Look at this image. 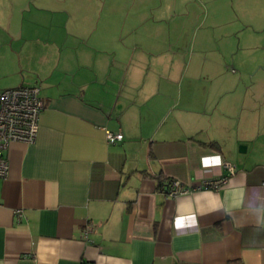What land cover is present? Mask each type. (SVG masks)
<instances>
[{"label": "crops", "instance_id": "0c3cea01", "mask_svg": "<svg viewBox=\"0 0 264 264\" xmlns=\"http://www.w3.org/2000/svg\"><path fill=\"white\" fill-rule=\"evenodd\" d=\"M183 21L0 0V89L38 85L44 101L36 140L7 152L0 264H264V97L225 77L232 38L193 43ZM191 47L201 58L183 63ZM173 181L191 190L170 196Z\"/></svg>", "mask_w": 264, "mask_h": 264}, {"label": "rangeland", "instance_id": "374dc122", "mask_svg": "<svg viewBox=\"0 0 264 264\" xmlns=\"http://www.w3.org/2000/svg\"><path fill=\"white\" fill-rule=\"evenodd\" d=\"M176 1L179 0H107V13L130 18L177 16L185 21L182 25L176 24L174 30L186 32L185 37L189 36L193 43L210 33L215 34L214 43L220 42L223 32L232 38L235 46L234 52L225 59V77L243 80L235 94L243 96L253 89L257 97H264V0H180L183 6L176 7L178 13L172 6ZM182 8L189 15L179 14ZM195 49L189 48L183 63L201 58ZM215 56L213 52H206L202 59L209 63Z\"/></svg>", "mask_w": 264, "mask_h": 264}, {"label": "built area", "instance_id": "2783aa9c", "mask_svg": "<svg viewBox=\"0 0 264 264\" xmlns=\"http://www.w3.org/2000/svg\"><path fill=\"white\" fill-rule=\"evenodd\" d=\"M44 109L41 88L38 85H23L13 88L0 89V179H7L10 175V161L8 150L13 142L33 143L39 132V118ZM109 143H116L124 139L121 132L106 131ZM224 166L231 174L236 166L225 162ZM228 182V176L205 180L199 188L218 189ZM264 185V182H263ZM191 188L182 187L179 182L171 183L168 194L177 196L189 192ZM92 231L88 226L85 234Z\"/></svg>", "mask_w": 264, "mask_h": 264}, {"label": "clouds", "instance_id": "9594fccd", "mask_svg": "<svg viewBox=\"0 0 264 264\" xmlns=\"http://www.w3.org/2000/svg\"><path fill=\"white\" fill-rule=\"evenodd\" d=\"M257 223L260 224L261 226H264V220L257 221ZM176 225L178 228L186 227V226H194L195 220L194 218H192L189 220L188 224H186L183 218H178L176 221Z\"/></svg>", "mask_w": 264, "mask_h": 264}, {"label": "trees", "instance_id": "16d2710c", "mask_svg": "<svg viewBox=\"0 0 264 264\" xmlns=\"http://www.w3.org/2000/svg\"><path fill=\"white\" fill-rule=\"evenodd\" d=\"M216 146V147H219V145H218V143H216V142H210V146Z\"/></svg>", "mask_w": 264, "mask_h": 264}, {"label": "water", "instance_id": "95a60500", "mask_svg": "<svg viewBox=\"0 0 264 264\" xmlns=\"http://www.w3.org/2000/svg\"><path fill=\"white\" fill-rule=\"evenodd\" d=\"M242 146H240V148H241ZM242 149V148H241Z\"/></svg>", "mask_w": 264, "mask_h": 264}]
</instances>
